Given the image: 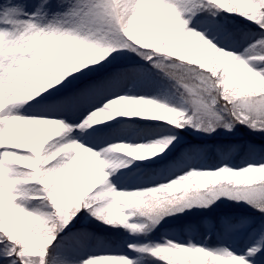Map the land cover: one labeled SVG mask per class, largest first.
Wrapping results in <instances>:
<instances>
[{"label":"snow or ice","instance_id":"obj_1","mask_svg":"<svg viewBox=\"0 0 264 264\" xmlns=\"http://www.w3.org/2000/svg\"><path fill=\"white\" fill-rule=\"evenodd\" d=\"M0 264H264V0H0Z\"/></svg>","mask_w":264,"mask_h":264},{"label":"rangeland","instance_id":"obj_2","mask_svg":"<svg viewBox=\"0 0 264 264\" xmlns=\"http://www.w3.org/2000/svg\"><path fill=\"white\" fill-rule=\"evenodd\" d=\"M245 139V137L242 135V133L238 134L235 138L236 142H242ZM242 154H236L234 155V162H239Z\"/></svg>","mask_w":264,"mask_h":264}]
</instances>
